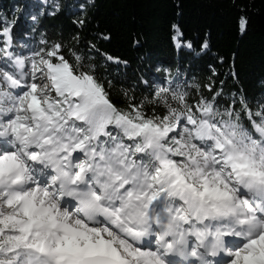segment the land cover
<instances>
[{
    "label": "snow or ice",
    "instance_id": "obj_1",
    "mask_svg": "<svg viewBox=\"0 0 264 264\" xmlns=\"http://www.w3.org/2000/svg\"><path fill=\"white\" fill-rule=\"evenodd\" d=\"M61 48L0 49V264H264V106L122 110Z\"/></svg>",
    "mask_w": 264,
    "mask_h": 264
},
{
    "label": "trees",
    "instance_id": "obj_2",
    "mask_svg": "<svg viewBox=\"0 0 264 264\" xmlns=\"http://www.w3.org/2000/svg\"><path fill=\"white\" fill-rule=\"evenodd\" d=\"M0 33L13 60L61 44L122 110L166 114L161 88L172 107V92L192 104L219 93L221 112L264 106V0H0Z\"/></svg>",
    "mask_w": 264,
    "mask_h": 264
},
{
    "label": "rangeland",
    "instance_id": "obj_3",
    "mask_svg": "<svg viewBox=\"0 0 264 264\" xmlns=\"http://www.w3.org/2000/svg\"><path fill=\"white\" fill-rule=\"evenodd\" d=\"M0 35H1V33H0ZM19 57H24V56H20V55H19ZM110 130L114 132L113 129L110 128ZM110 130H109V131H110ZM0 146H3L2 142H0ZM4 146H6V145H4Z\"/></svg>",
    "mask_w": 264,
    "mask_h": 264
},
{
    "label": "bare ground",
    "instance_id": "obj_4",
    "mask_svg": "<svg viewBox=\"0 0 264 264\" xmlns=\"http://www.w3.org/2000/svg\"><path fill=\"white\" fill-rule=\"evenodd\" d=\"M4 146V145H3ZM35 166V165H34ZM35 167H37V166H35Z\"/></svg>",
    "mask_w": 264,
    "mask_h": 264
}]
</instances>
